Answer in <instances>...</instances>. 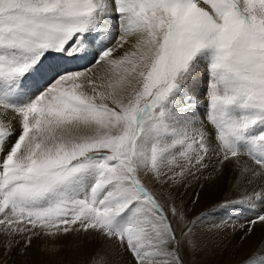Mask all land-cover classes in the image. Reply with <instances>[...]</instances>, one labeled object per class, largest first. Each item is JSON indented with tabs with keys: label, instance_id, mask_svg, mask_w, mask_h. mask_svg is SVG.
<instances>
[{
	"label": "snow or ice",
	"instance_id": "snow-or-ice-1",
	"mask_svg": "<svg viewBox=\"0 0 264 264\" xmlns=\"http://www.w3.org/2000/svg\"><path fill=\"white\" fill-rule=\"evenodd\" d=\"M186 191L224 195L189 219ZM257 227L264 0H0L9 244L42 239L55 255L71 236L100 244L91 264H109L106 249L113 264H186L198 234L243 242Z\"/></svg>",
	"mask_w": 264,
	"mask_h": 264
},
{
	"label": "rangeland",
	"instance_id": "rangeland-1",
	"mask_svg": "<svg viewBox=\"0 0 264 264\" xmlns=\"http://www.w3.org/2000/svg\"><path fill=\"white\" fill-rule=\"evenodd\" d=\"M160 196L162 197V202L166 200V194H160ZM194 205H196V203L193 204V206ZM210 208L211 207L205 208V210L201 208L193 210V207H187V216L189 219H191L199 215L202 211H207ZM16 239L19 241L18 243L9 244L7 242L8 238L0 235V259L2 256L5 257L4 260L0 261V264H6V259L8 260L11 252L17 247L24 248L23 238L17 237ZM195 239H197L198 243L202 246V250L196 253H191L185 249L184 259L186 264H242V261L245 260V258H243L239 261H236L239 259L238 256L236 257V250H234V248H230L229 245H225L224 242H220L218 238L207 236L204 239L197 236ZM44 242L45 241L42 239H33L31 245L27 247L28 250H30V252L28 251L29 254L26 253L22 255L18 259L17 264H36V262L37 264H91L92 262V260L89 262L87 255L85 259V254L81 252V248L77 246L78 238L70 236L58 241V243L66 246L61 248L60 252L56 253L55 255H50L42 250ZM105 252L108 256L109 264H113L115 261L114 250L106 249ZM261 254H264V251ZM128 259L129 257L125 256L124 260L118 261V264H126Z\"/></svg>",
	"mask_w": 264,
	"mask_h": 264
},
{
	"label": "bare ground",
	"instance_id": "bare-ground-1",
	"mask_svg": "<svg viewBox=\"0 0 264 264\" xmlns=\"http://www.w3.org/2000/svg\"><path fill=\"white\" fill-rule=\"evenodd\" d=\"M188 191H191V190H188ZM188 191H186L184 193V199L187 203V207H189V208L193 207V210H195V209L197 210L199 208L205 210V208L211 207L212 203L215 202V199L217 197L224 195L223 192L212 193L209 196L203 197L200 201H197L196 205L193 206V203H191V201L188 199ZM159 198L161 199L162 197L159 196ZM161 201H162V199H161ZM189 205H191V206H189ZM193 210H192V212H193ZM198 236L200 238H204V239L207 236H209V237L213 236V238H218L220 242H224L225 245H229L230 248H234V250H236V257L238 256V258H239L236 261H239L243 258L250 256L253 253V251L257 248V245L259 244L261 239H264V228L257 227L255 229V231L252 233V235L249 236L243 242H241L239 239V237H240L239 232H237L235 235H233L230 232H222V233L218 232L217 233V231H212V232H209L206 234L200 233V234H198ZM241 243H242V245H241ZM17 245H19V244H17ZM77 246H79L81 248V249L79 248L81 250V252H83L85 254L84 255L85 259H86V255H87L89 262H90V260L93 259L94 254H96L97 250L100 248V244L98 242L94 243V244H79V245L77 243ZM28 251L30 252V250H28V248L17 247L14 251L11 252L10 257L8 256L9 257L8 260L6 259V264H10V262H11V264H17L18 259L22 255L28 253ZM4 259H5V257L2 256L0 261H2ZM36 264H37V262H36Z\"/></svg>",
	"mask_w": 264,
	"mask_h": 264
}]
</instances>
